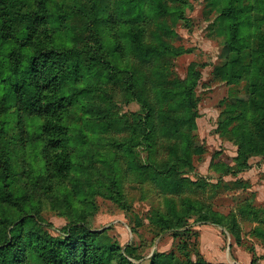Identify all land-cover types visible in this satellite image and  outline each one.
<instances>
[{"label":"rangeland","instance_id":"1","mask_svg":"<svg viewBox=\"0 0 264 264\" xmlns=\"http://www.w3.org/2000/svg\"><path fill=\"white\" fill-rule=\"evenodd\" d=\"M51 49L69 66L65 175L33 75ZM1 102L0 264L172 246L184 264L176 219L264 250V0H0Z\"/></svg>","mask_w":264,"mask_h":264},{"label":"trees","instance_id":"2","mask_svg":"<svg viewBox=\"0 0 264 264\" xmlns=\"http://www.w3.org/2000/svg\"><path fill=\"white\" fill-rule=\"evenodd\" d=\"M234 1L235 3L238 2V0H234ZM250 8L251 5H247L245 7H237L236 10L240 14H242L243 11ZM233 10L234 9L232 8L223 9L220 18L226 20L227 15L230 14ZM253 12H255V9H253ZM136 46L140 51V53L144 55H147L149 51L155 50L154 48H146L143 45H140V43H136ZM63 53L64 51H61V49L49 50L43 56L37 59L34 65L35 71H33V75L36 76V80H37L35 86L36 96L38 98H41V102H42L41 106L43 108V112L45 115H48V118L50 120L48 131L50 132L51 143L53 144V148H59L62 152V154L60 155L61 161L59 162V164L56 166L55 169L57 174H61V175H65L67 173V170L71 166L70 158L66 155L65 152L66 151L65 144L61 143L66 137V132H65L66 129L62 125V119L65 115L67 105H69L67 97L64 96V91L62 89H58L59 84H61L63 80L62 78L63 70L66 71L67 69H69V66H67V56L66 55L62 56L61 54ZM67 53L70 54V51H67ZM70 57L73 58V55L71 54ZM74 73L76 75L78 74L84 75L85 66L83 64L75 66ZM20 95L21 98L25 100L24 95L22 93H20ZM2 103L3 102H1L0 105ZM176 121H178V119H176ZM210 224H215L223 227V225L219 223L212 222ZM195 227L196 226L188 227V225H184L182 222L176 219L175 223L167 228L168 229L175 228V233L173 234L174 239L183 237L186 240V241H181L176 246L177 252L180 251L182 254H184L185 257L184 264H207L201 258L199 253V248H198L199 233L196 230L194 231ZM183 228L186 230L182 232H177L178 230ZM192 235L194 236L195 239H197L195 246L194 244L193 246L190 245L191 244L190 240ZM232 236L235 238L234 234H232ZM235 240L238 243V245L241 246L239 240H237L236 238ZM116 250L117 252H119L121 250V247L117 246ZM172 250H175V246ZM2 252L6 254V252L8 253V250L3 249ZM175 253L176 251H171L170 253H158L153 257L150 264H183L180 260L177 259ZM193 256L196 257L195 262L192 261ZM86 262H87L86 264L88 263L90 264V262H94V259L92 260L90 258L89 259L87 258ZM127 263L129 264L128 261ZM66 264H69V260L66 261Z\"/></svg>","mask_w":264,"mask_h":264},{"label":"crops","instance_id":"3","mask_svg":"<svg viewBox=\"0 0 264 264\" xmlns=\"http://www.w3.org/2000/svg\"><path fill=\"white\" fill-rule=\"evenodd\" d=\"M199 233V253L207 264H264V250L243 248L222 226L206 224L195 227ZM174 246L164 253H170ZM192 261H196L193 256Z\"/></svg>","mask_w":264,"mask_h":264}]
</instances>
